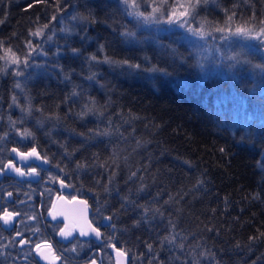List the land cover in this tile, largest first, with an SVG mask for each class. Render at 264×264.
<instances>
[{
	"label": "trees",
	"instance_id": "trees-1",
	"mask_svg": "<svg viewBox=\"0 0 264 264\" xmlns=\"http://www.w3.org/2000/svg\"><path fill=\"white\" fill-rule=\"evenodd\" d=\"M217 2L220 8H214L209 0V7L198 11L201 19L222 25L226 18L222 9L232 10L235 0ZM56 3L62 11L54 7ZM256 7L259 19L261 6ZM235 10L238 20L241 15L245 19L250 15L242 5ZM89 12L96 19L89 26L73 19L74 15L88 16ZM53 15L55 21L51 20ZM37 17L40 25L49 24L46 33L54 30L55 35L43 45L47 55L33 54L30 63L39 67L26 70L25 77L29 73L31 77L25 92L15 90L21 107L27 104L25 93L31 97L33 107L31 115L23 124L17 123V128H28L35 139H21L10 133L5 144L19 149L35 148L50 162V176L56 178L54 183L63 180L77 196H86L96 209L99 202L107 201V207L97 211L99 216L100 213L112 215L119 210L118 218L113 217L118 243L132 256L134 253L135 257H140L136 258L138 264H147L151 258L143 243L145 240L153 243L167 264H181L185 259L191 264V250L197 253L200 264H216L217 261L219 264H264V236H261L264 233V78L247 65L229 69L226 65H213L211 61L202 72L193 66L194 57L189 55L187 42L176 41L179 32L161 34L160 39L164 44L172 43L187 58L184 64L162 54L150 41L142 45L123 43L120 25L134 28V22L122 14L116 0L40 3L3 0L0 39L10 43L14 50L18 46L22 48L28 30L37 26ZM65 27L72 30L71 34L61 31ZM136 34L143 40L149 32L141 29ZM209 41L212 43L211 38ZM34 43L40 41L34 39ZM98 44L105 45L109 56L142 66L147 56L151 63L166 67L169 75L129 73L126 69L99 64L92 68L99 84L89 81L85 79L89 74L85 58L91 54L99 58L104 54L97 52ZM58 46L60 55L57 56ZM73 48L80 50L79 56L73 55ZM248 58L253 64L264 63L258 54L249 53ZM65 73L70 74V80L63 79ZM25 77H0V134L9 131V116L19 121L22 115L19 108H9V104L15 80L24 81ZM73 85H79L77 92L85 94L65 103ZM90 98L98 102V107L106 105L102 109L104 118L96 120L89 115L82 121L68 114L69 108L73 114L79 112ZM36 108H41L42 113ZM56 115L59 121L44 119L43 127L37 126V120ZM97 127L111 128L113 132L118 127L123 138L119 135L98 137L85 145L83 138L75 134ZM61 144L69 152L78 149L71 160L62 155ZM113 150L118 154L116 163L110 159ZM93 154H98V163ZM106 160L108 164L99 167ZM80 161L97 166L77 175L75 163ZM55 163L64 167L69 175L54 167ZM113 172L115 178L108 185L111 195L101 194L98 201L94 192L102 193ZM132 172L136 175L130 179ZM199 180H203V184L196 187ZM142 186L144 191L138 192ZM169 196L175 200L164 203ZM121 197L135 203L122 209ZM139 205L160 208L165 218L157 216L152 221V230L143 225L131 228L133 221L143 213ZM168 219L175 222L177 232L187 237L184 252L167 244L160 248V238L169 234ZM125 228L131 230L121 231ZM177 243H180L179 237ZM201 252L214 254L215 260L200 256ZM177 256L180 261L172 259Z\"/></svg>",
	"mask_w": 264,
	"mask_h": 264
},
{
	"label": "snow or ice",
	"instance_id": "snow-or-ice-1",
	"mask_svg": "<svg viewBox=\"0 0 264 264\" xmlns=\"http://www.w3.org/2000/svg\"><path fill=\"white\" fill-rule=\"evenodd\" d=\"M2 2L3 0H0V3ZM40 2H47V0H34V3ZM116 3L118 4L122 14L134 22V28H128L127 24L120 25L119 35L122 37L123 43L142 45L144 42L150 41L160 49L162 54L168 56L173 61H179L181 64H184L186 63L187 58L182 53H180L172 43L164 44L160 39L161 34H176L179 32L180 34L176 36V41L187 42V44L190 46L188 49L189 55L194 57L193 66L199 68L202 72L205 71L206 63L211 61L213 65H226L229 69H235L237 67L242 68L243 66L247 65L250 70L256 73L257 76L264 78V63L253 64L248 58L249 53H253L258 54L261 57V60L264 61V0H235L232 10L222 9L226 17L222 25L219 23L212 24L206 19L200 18L198 9H207L209 7V0H116ZM211 3L214 8H220V3H218L217 0H211ZM257 4L261 6V15L259 19H257ZM241 5L249 10L250 15L247 19L241 15L238 20L235 9ZM31 6L32 5H29V7ZM54 7H56L57 10L62 11L59 3H56ZM89 17H91V19H89ZM73 19L84 24L85 26H89L90 24L96 22V19L91 12L88 13V16L74 15ZM51 20L55 21L56 16L53 15ZM38 22L39 17L36 18L35 22L37 26L28 30L27 38L23 41L22 48L18 46L16 50H14L10 43H6L3 39H0V61H3V63L0 64V77L6 75L25 77V72L28 68L39 67V65L30 63V61L33 60V54L47 55V53L44 51L43 45L49 41H52L55 31L52 30L46 33V30L49 28V24L45 23L40 25ZM2 23H4V19H0V24ZM161 25H165L166 27H161ZM141 29L149 32V35L145 36L143 40L137 38L136 34L137 30ZM61 31L67 34H71L72 32V30L68 29L67 27L61 29ZM113 31H116V29L113 28ZM12 35L15 36L16 33L14 32ZM209 38H211L212 43H210ZM34 39L39 40L40 43H34ZM89 39L91 38L89 37ZM244 49H247L248 52L243 51ZM71 51L73 55H80L79 49L73 48ZM97 52L104 54L99 58L96 54H91L85 58L89 65V74L85 77V79L89 81H95L97 84H99V81L96 80V72L92 71V68L94 66H98L99 64H107L112 69H126L129 73L149 72L158 73L162 76L169 75L166 67H161L158 64L151 63V58L147 56L144 57L145 66H142L141 63L130 62L128 59H115L109 56L105 52L104 44H98ZM55 54L57 56L60 55L59 46L57 47ZM9 69H11V72ZM30 77L31 73L25 77L24 81L15 80L13 84V94L10 97L9 108H19L22 115L19 121L13 120L11 116L8 117L9 131H5L0 134V146H3L5 141L8 140L10 133L19 136L21 139H35L34 133L28 128H24L23 130L17 128V123L23 124L24 120L31 115L33 107L31 97L28 96L27 93H25L27 104L24 107H21L17 99V95L15 94V90H19L21 93H24L27 80ZM63 79L70 80V74L65 73ZM78 87L80 86L73 85L72 91L66 97L65 103L67 100H72L74 97H81L85 94L83 92H77L76 89ZM100 87L103 88L104 85H100ZM262 91H264V88H262ZM76 102V100H73V103ZM97 104L98 102L95 99L90 98L83 103V106L79 112L73 114L71 108H69L68 114L74 115L77 119L82 121L89 115L95 117L96 120H101L104 118V112L102 109L106 107V105H101L98 107ZM36 111L42 113L41 108H36ZM0 119H2V116H0ZM44 119H55L56 121H59L60 117L58 115L48 116L37 120L38 127H43ZM108 123H112L111 118H108ZM125 123H127V121H125ZM48 134L50 135L51 133L49 132ZM75 134L83 138V143L85 145L95 141L98 137H112L113 135H119L123 138V133L119 131L118 127L115 132H113L111 128L101 130L97 127L94 129H88L86 132ZM139 146L140 144L138 142L137 147ZM60 147L64 149L62 155L66 156L69 160L72 159L75 151L78 150L73 149L72 152H69L65 145L61 144ZM221 151H223V149H221ZM13 153H15L16 157L25 160L28 157H36L37 159L40 158L35 148H32L31 151L25 153L20 152L17 148L13 147L11 148L9 155L11 156ZM93 155L98 163V154ZM116 158H118V154L115 150H113L112 157H110V159H112V163H116ZM13 159H15V157H13ZM44 163H48L46 157L44 158ZM107 164L108 161L106 160L104 163L99 164V167H105ZM95 166L97 165L80 161L75 163L74 171L77 175H79L81 172ZM24 167H27L29 171H23L22 168L17 167L16 164L12 162V160H9L7 163H5L3 160H0V175H5L9 169L20 177L35 178L38 175L33 165L29 164L25 165ZM54 167H56L60 172H65V168L61 167L59 163H55ZM65 175L67 176L69 173L65 172ZM115 175V172H113L109 177L107 184L103 186L102 193L94 192V195L98 201L101 194H106L109 196L111 195L112 189H110L108 185L113 183ZM135 175L136 172H132L129 178L131 179V177H134ZM52 179L54 182L56 178ZM60 183L62 186H67L64 185L63 180H60ZM99 183V181H96L97 185H99ZM202 184L203 180H199L196 187H199ZM137 191H144V187L142 186ZM8 196L11 197L12 193L9 192ZM121 199L124 201V203L121 204L122 209H124L129 203H135L134 201H130L128 197H121ZM174 200V197L169 196V199L164 203L170 204ZM81 203L86 205L87 201H81ZM101 207H107V201L99 202V206L97 208L98 212L100 211ZM139 207L143 208V213L138 219L133 221L131 228H140L143 225L146 229L152 230L154 228L152 221L156 220L157 216L160 219L165 218L164 213L160 208L150 209L144 205H139ZM149 212L152 213L151 216H149ZM118 214L119 210L114 212L112 215L107 216H104L103 213H100L102 219L109 222L113 220L114 216L118 218ZM14 215H19V213L17 212L14 214L12 212L4 211L3 215L0 216V220H2L5 225H11ZM49 215L52 216L53 219H56V216L52 211H49ZM30 219H36V217L32 216ZM107 226L115 229V225L113 223H109ZM167 226L169 228V234L160 238V248L163 249L164 245L167 244L171 247L178 248L181 252H184V241L187 239V237L182 236L180 232L176 231V224L173 220L168 219ZM131 228L121 229V231L127 232L130 231ZM34 231L39 232V228H34ZM74 231H76L75 228H69V226L65 224L62 228H59L58 234L63 237L64 240H68L73 236ZM208 231H212V229L208 228ZM18 235L22 234L18 233ZM89 235H94L95 238L99 239L101 238L102 233L98 227H94L91 222H88L86 229L84 227L79 229V236ZM261 236H264V233H261ZM177 237L180 238V243H177ZM112 238L113 237L111 235L106 237L104 246L112 247L116 252L117 258L115 260V264H126L128 252L126 250L116 249L115 245L111 242ZM250 239L256 240L258 237H251ZM19 243L21 248H23L25 245L28 246L24 253L25 259L35 253L36 256L40 257V259L44 261H47L48 264H55L56 261H60L65 251L69 254L75 253L79 255L77 251V245L82 247V242L79 239H74L71 242L70 247L61 249V255H55L52 250L51 243H48L46 240L34 244L30 243L28 240H22ZM143 243L146 246L147 252L151 254V258L148 259L147 264H153V261H155L156 264H167L166 260L160 258L159 253L154 249L152 242L145 240ZM196 247H199V245H196ZM189 255L191 256V264H200V259L197 257L195 250H191ZM199 255L211 260H215L214 254L210 255L206 252H201ZM0 256H3L2 251H0ZM133 256L137 259L140 258L135 257L134 253ZM119 257H124V260H120ZM73 259L74 258L72 255L64 256L63 264H72ZM172 259L180 261L179 256L173 257ZM91 264H96V261L92 260ZM181 264H188V260L185 259L181 261ZM216 264H219V262L217 261Z\"/></svg>",
	"mask_w": 264,
	"mask_h": 264
},
{
	"label": "flooded vegetation",
	"instance_id": "flooded-vegetation-1",
	"mask_svg": "<svg viewBox=\"0 0 264 264\" xmlns=\"http://www.w3.org/2000/svg\"><path fill=\"white\" fill-rule=\"evenodd\" d=\"M11 144H5L0 146V160L7 163L12 160L17 167L22 168L23 171L28 172L29 169L24 167L25 165H33L38 174L35 178L20 177L12 170H8L5 175H0V216L4 211L19 213L14 215V219L11 225H5L0 220V251L3 252V256H0V264H48L47 261L40 259L35 253L28 256L25 259L24 253L27 250V245L23 248L20 247V241L28 240L30 243H38L46 240L51 243L52 250L55 255H61V249L71 246V242L74 239H79L82 242V247L77 245V251L79 255L75 253L69 254L64 252L60 261H56L55 264H63L64 256L72 255V264H91L92 260L96 261V264H115L116 252L112 247H105V238L111 235L112 243L116 249H122L118 243L115 229L108 227L109 223H113V220L106 222L99 216L97 209L86 196H77L75 190L70 187L62 188L60 181L54 183V177H51L50 167L51 164L48 161L47 167L42 166L37 159L31 161H23L14 154L9 155L11 150ZM16 148V147H15ZM20 152H29L32 149L24 148L19 149ZM38 153V151H37ZM39 154V153H38ZM41 157V155L39 154ZM15 157V159H13ZM44 161V158L41 157ZM18 161V162H17ZM11 192L12 196H8ZM65 198L68 201L76 199L87 201L88 206L91 208L90 221L94 227H98L102 233L101 238H85V236H79L76 223H72L73 214L63 210L58 213V217L63 220H50L49 211L54 212L58 202ZM54 206V207H51ZM35 216L36 219H30ZM97 218V221L94 220ZM65 224L69 228H75L73 236L68 240H64L58 234L59 228H62ZM59 226V227H57ZM34 228H39V232L34 231ZM21 233L22 235H18ZM123 250V249H122ZM124 260V257H121ZM126 264H138L136 258H134L128 252Z\"/></svg>",
	"mask_w": 264,
	"mask_h": 264
},
{
	"label": "water",
	"instance_id": "water-1",
	"mask_svg": "<svg viewBox=\"0 0 264 264\" xmlns=\"http://www.w3.org/2000/svg\"><path fill=\"white\" fill-rule=\"evenodd\" d=\"M15 155V153H13ZM40 157V156H39ZM34 159H37L36 157H28L26 160L29 162L31 160H34ZM23 161H26L25 159H22ZM39 161V163L44 166V167H47L48 163L45 164L44 161L41 159V157L39 159H37ZM64 185H66L64 183ZM60 186L62 188H68V186H62L61 183H60ZM69 190V188H68ZM82 200H79V199H76V200H73V201H68L66 200L65 198H62L57 206H56V210L53 212V214L56 216V219H53L52 216L49 217L50 220H63V218H60L58 217V213L60 211H63V210H66L70 213L73 214V219L71 218V221L72 223H76L78 228V232H79V229L81 227H84L85 229L87 228V223L88 222H91L90 221V214H91V208L88 206V204H83L81 203ZM106 222H109V221H106ZM85 238H94V239H97L95 238L94 235H89V236H85ZM119 259L121 260V257H119Z\"/></svg>",
	"mask_w": 264,
	"mask_h": 264
}]
</instances>
